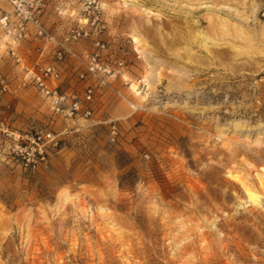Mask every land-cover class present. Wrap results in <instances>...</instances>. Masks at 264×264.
<instances>
[{"label": "rangeland", "instance_id": "374dc122", "mask_svg": "<svg viewBox=\"0 0 264 264\" xmlns=\"http://www.w3.org/2000/svg\"><path fill=\"white\" fill-rule=\"evenodd\" d=\"M90 1L45 0L54 41L0 27V264H264V0ZM48 65L90 118L26 78Z\"/></svg>", "mask_w": 264, "mask_h": 264}, {"label": "built area", "instance_id": "2783aa9c", "mask_svg": "<svg viewBox=\"0 0 264 264\" xmlns=\"http://www.w3.org/2000/svg\"><path fill=\"white\" fill-rule=\"evenodd\" d=\"M12 6V13H3L0 16V27L9 35H12L15 42L24 39L27 36L28 25H31L36 30V35L49 41H54V36L48 35L45 29L42 27L40 20V13L43 10L45 0H8ZM96 0L88 2L87 8L95 4ZM90 16V13L88 12ZM94 15V14H93ZM98 16L86 18V25H95L98 22ZM102 29L104 27H101ZM90 37V33L87 29H70L63 37L62 41L58 44V49L55 53V57L58 61H63L69 52L68 44L77 42L80 39ZM97 47L104 49V45L100 42L95 44ZM12 56H15V51H11ZM118 68L123 66L122 62L117 63ZM87 74L94 76L98 79L99 86L105 84L104 77L110 75L112 70L110 67L102 66L99 61V53L95 52L88 58ZM26 78L32 82V84L40 91V93L51 101L53 111L65 118H75L81 116L83 118H90L92 116V109L89 104L94 97V89L88 87L84 93V102L86 106H83L82 101L78 99L76 95L66 96L58 91L57 87L53 85L59 80V73L55 67L48 65L40 67L36 71L26 70ZM80 79H84L83 75H80ZM25 86V83H24ZM9 91V86L4 79L0 78V96ZM114 130L115 127H112ZM48 138L50 134L46 135ZM40 139V138H38ZM42 152L39 155L42 156ZM43 159V156H42Z\"/></svg>", "mask_w": 264, "mask_h": 264}, {"label": "bare ground", "instance_id": "6f19581e", "mask_svg": "<svg viewBox=\"0 0 264 264\" xmlns=\"http://www.w3.org/2000/svg\"><path fill=\"white\" fill-rule=\"evenodd\" d=\"M251 168L254 169L252 166H251ZM232 170H234V169H232ZM235 173H237V171ZM255 178H256V181H257L259 187L264 188V171L256 173ZM231 179H233L235 182L239 183L241 185V187L244 188L247 193H250L252 191V185H250L248 183V181L244 180L242 177H240L238 175H232Z\"/></svg>", "mask_w": 264, "mask_h": 264}, {"label": "crops", "instance_id": "0c3cea01", "mask_svg": "<svg viewBox=\"0 0 264 264\" xmlns=\"http://www.w3.org/2000/svg\"><path fill=\"white\" fill-rule=\"evenodd\" d=\"M1 16V15H0Z\"/></svg>", "mask_w": 264, "mask_h": 264}]
</instances>
